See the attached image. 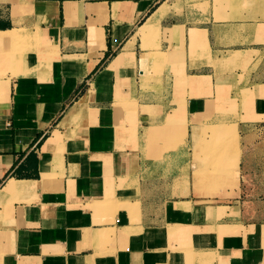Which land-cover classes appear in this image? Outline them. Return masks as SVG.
Instances as JSON below:
<instances>
[{"label":"crops","instance_id":"1","mask_svg":"<svg viewBox=\"0 0 264 264\" xmlns=\"http://www.w3.org/2000/svg\"><path fill=\"white\" fill-rule=\"evenodd\" d=\"M202 1L0 0V264H264V0Z\"/></svg>","mask_w":264,"mask_h":264},{"label":"rangeland","instance_id":"2","mask_svg":"<svg viewBox=\"0 0 264 264\" xmlns=\"http://www.w3.org/2000/svg\"><path fill=\"white\" fill-rule=\"evenodd\" d=\"M207 2H208V0L202 1L203 4H206ZM200 5H202V4H200ZM218 5H222V4L219 3ZM200 7H202V6H200ZM20 31L22 33H26V34L30 35L29 32H27V31H24V30H20ZM34 36H36V34H34ZM20 40H18V41H20ZM6 43L7 42H5V44ZM16 43L11 42L8 44H16ZM3 44L4 43H1L0 45H3ZM23 50H24V48H23ZM11 75H13L12 71H11ZM0 76H2V75H0ZM252 139L256 143L254 145L257 146V151L259 152L260 149H261V151H264V133L260 134V135L255 134V136L252 137ZM225 145L226 146L223 145V148H221L219 156L220 157H224V156L228 157L229 161L227 163V166H229V168H230L228 170L231 173L234 171L236 174L235 175L236 178H238V177L241 178L243 188L245 186V189H243V190L241 187L239 197L237 198L240 200V211H241V212L239 211L240 213H238L239 216H237V219H243V220L264 219V169L261 170L260 164H256L254 170L249 169L247 171V172H251L253 174V176H254V178H252L253 182L254 183L255 182L260 183L263 187V190L261 191V193L258 191L255 192V190L257 188L259 189L261 186L258 184L255 186H251V178H249L250 175L245 179L244 175L241 176L243 171H239V169H237V163L239 161V157H240V155L242 156V153H241L242 151L240 150L241 148L239 147L238 140L231 136L229 143H226ZM262 157H263V155H262ZM257 163H259V162L257 161ZM248 165H249V163H248ZM234 166H236L235 170H234ZM228 170L226 172H228ZM234 172H233V174H234ZM247 174H249V173H247ZM242 177H243V179H242ZM254 193H256V194L260 193L261 195L258 194L259 195V197L257 196L258 199H256V198L253 199L251 195H254Z\"/></svg>","mask_w":264,"mask_h":264},{"label":"bare ground","instance_id":"3","mask_svg":"<svg viewBox=\"0 0 264 264\" xmlns=\"http://www.w3.org/2000/svg\"><path fill=\"white\" fill-rule=\"evenodd\" d=\"M162 8H160L154 15H153V19L157 20L159 17V13L161 11ZM149 22H146L143 27L140 28V32L145 33L146 31H148L147 26H148ZM29 35L26 33H22L20 30L17 29H11L10 31H6V32H0V44L7 42L11 43L14 42L16 43L18 40L20 39H24V37H26ZM29 39V38H28ZM64 64V63H62ZM18 72V71H17ZM14 73V72H13ZM7 82V81H6ZM88 95V94H87ZM46 152V151H45Z\"/></svg>","mask_w":264,"mask_h":264}]
</instances>
